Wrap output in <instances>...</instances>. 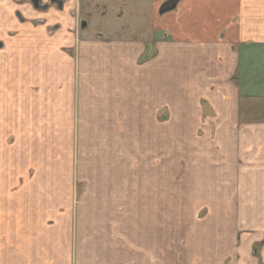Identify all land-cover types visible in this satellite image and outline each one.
Instances as JSON below:
<instances>
[{
  "label": "crops",
  "instance_id": "0c3cea01",
  "mask_svg": "<svg viewBox=\"0 0 264 264\" xmlns=\"http://www.w3.org/2000/svg\"><path fill=\"white\" fill-rule=\"evenodd\" d=\"M168 1L62 0L35 9L6 0L9 24L51 26L48 58L82 70L83 133L88 148L99 140L104 168L88 179L97 191L76 192L69 174L40 172L43 149L71 135L66 121L54 116L50 136L27 119L18 137L6 130V149L22 146L6 158L16 172L0 174V264H264V0H176L160 11ZM81 20L98 32L81 31ZM155 94L169 105L162 125L181 119L162 134L163 149L175 134L179 147L212 149L210 190L140 193V182L154 185L155 168L142 164L150 173H139L136 162L155 149L163 105ZM27 153L30 166L20 160ZM124 184L134 191L117 190Z\"/></svg>",
  "mask_w": 264,
  "mask_h": 264
},
{
  "label": "rangeland",
  "instance_id": "374dc122",
  "mask_svg": "<svg viewBox=\"0 0 264 264\" xmlns=\"http://www.w3.org/2000/svg\"><path fill=\"white\" fill-rule=\"evenodd\" d=\"M16 23L18 24L15 26L6 21V0H0V41L2 42L0 47V161H4V164L0 166V174L16 172L14 167L6 165V158L14 159L19 153V145H21V140H18L15 146L6 149V130H10L12 135L16 133L18 137L19 130L25 124L24 120L27 119L26 127L34 129L33 132L42 130L44 136H50V127L51 125L53 127V122L55 128L57 127L58 120L54 119V116H57L58 119L66 121V126L71 131L70 140L68 134L60 133L58 135V149H54V151L43 149L44 156H47L43 158L42 169L39 168L40 172L48 175L51 173L69 174L71 177L69 183L74 186L76 192L84 189L97 191L99 188L94 186L97 184L91 183L88 179L91 175L100 173L104 166H102L103 161L99 157L101 151L98 147L99 140L95 146L88 148L90 140L87 139L88 135L84 136L83 133L84 127H86V125L84 126V116L85 113H88V109L86 111L84 106L82 70L78 71L76 68L72 70L71 67L67 69L64 65H54L48 58L50 55L45 53L46 50L43 47L52 45L50 43L51 26L41 25V23L31 20H26L22 24ZM82 31L95 34L98 29L95 23H92ZM6 32L8 38H6ZM147 52H154V50L149 46ZM156 74V78L162 79L163 71L156 70ZM20 75L26 79L25 84L18 83ZM31 78L40 80L32 83ZM179 78L177 76V78L172 79V84L177 93L182 88L179 85ZM156 83L159 84L160 82L156 81ZM163 99L165 100V98L155 94L154 102L156 105L160 106L161 102L163 105L161 106L162 115L154 117L157 124H154L153 129L151 128L155 136V149L151 150L153 159L148 157L147 160L141 161L142 153L140 151V161L136 162V165L140 164L139 173H150L144 169L142 164L148 166V169L155 168V175L151 173L154 177H149L151 182L154 181V185L140 182L138 188L140 193L147 191L162 193L165 191L170 192L171 196H175L210 190L212 187L210 175L213 173V165L211 166L212 149L209 145L204 146L203 150L179 147L180 135L175 134L171 136L170 149L161 147L162 134H170L171 131L169 130L174 131L180 125L178 119L181 121L178 116V119L176 117V119H168L166 124L162 125L161 119L166 118L163 114L164 108L167 110L169 106ZM141 103H144V98L140 93ZM95 110L97 112V108ZM21 111L26 115L29 114L30 117H24ZM59 126H62L61 123ZM21 134L25 135L26 133ZM205 136L208 139L211 137L210 135ZM205 143H210V140L205 141ZM62 145L64 148L61 147ZM142 152L144 151L142 150ZM24 153L25 151L21 154ZM31 159L27 153L20 160L26 161L30 166ZM33 162L35 163V161ZM10 163L15 164L13 161ZM199 164L201 165L199 166ZM31 167L36 169L32 165ZM162 174L165 176L163 177ZM115 185H111L108 190L114 191ZM117 187V190L124 192L134 191L126 184L122 186V189ZM1 189L2 186H0ZM138 218L142 219V215Z\"/></svg>",
  "mask_w": 264,
  "mask_h": 264
},
{
  "label": "flooded vegetation",
  "instance_id": "af4514ba",
  "mask_svg": "<svg viewBox=\"0 0 264 264\" xmlns=\"http://www.w3.org/2000/svg\"><path fill=\"white\" fill-rule=\"evenodd\" d=\"M30 3V5L35 9H47L51 6H56L57 8L62 7V0H37V6L34 5V0H25ZM20 17V16H19ZM82 24L85 25V27L82 28ZM79 29L82 31L87 28V22L85 20H81L78 24ZM1 42V41H0ZM2 43V42H1ZM2 46V44H1ZM0 46V47H1Z\"/></svg>",
  "mask_w": 264,
  "mask_h": 264
},
{
  "label": "water",
  "instance_id": "95a60500",
  "mask_svg": "<svg viewBox=\"0 0 264 264\" xmlns=\"http://www.w3.org/2000/svg\"><path fill=\"white\" fill-rule=\"evenodd\" d=\"M36 1H37V0H34V5H35V6H37ZM175 2H176V0H171V1H168L167 3L163 4L162 7H161V9H160V11L164 12V11H166V10H170V9H172V8L174 7V5H175ZM16 15L18 16L19 13L17 12ZM83 27H85L84 24H82V28H83ZM1 44H2V43L0 42V46H1Z\"/></svg>",
  "mask_w": 264,
  "mask_h": 264
}]
</instances>
